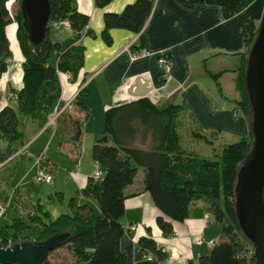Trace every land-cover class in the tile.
I'll return each mask as SVG.
<instances>
[{
  "label": "trees",
  "instance_id": "16d2710c",
  "mask_svg": "<svg viewBox=\"0 0 264 264\" xmlns=\"http://www.w3.org/2000/svg\"><path fill=\"white\" fill-rule=\"evenodd\" d=\"M12 1L0 0V76L7 71L12 58L6 27L14 21L17 26L16 39L23 56L22 87L15 94L16 107L7 104L0 109V146L4 145L0 149V163L23 143L17 112L29 116L40 127L44 126L49 115L59 107L61 86L57 71L69 73L74 80L84 59V50L79 45L61 52L58 43L49 37V24L45 41L35 50L22 28L19 8L13 16L9 11ZM110 1L93 0L97 7H104ZM177 1L184 6L216 5L221 8L223 17L229 18L253 0ZM49 3V23L67 20L78 37L87 26L89 17L77 10L76 0H49ZM153 3L154 0H135L125 5L119 13H104L105 40L109 41L108 30L112 28L140 33L151 14ZM255 34V26L247 22L244 28L246 51L242 54L234 79L240 99L237 105L249 123L245 65ZM139 41L140 45L132 48L139 50L143 46L141 34ZM53 59H56V63ZM80 95H84L83 90ZM77 105L86 117L87 105L83 101L77 102ZM186 111L185 106L172 102L158 106L147 97L107 108L104 113V134L96 140L91 150L92 159L97 163L101 176L92 175L86 185L69 198V213L46 221L48 212L36 204L33 212L1 226V246L46 240L66 232L68 237L49 255L64 247L71 251L74 264H125V256L119 248L123 234L120 220L125 213L124 201L127 197L125 189L132 184L141 168L144 173L143 189L151 195L161 213L156 217V224L164 236L171 235L173 222L187 219L192 214V204L200 201L202 207L195 214L211 215L221 228L220 234L226 237V241L220 242L231 243L237 253H241L240 264H253L254 257L246 256L244 249L247 248L240 240L243 235L238 227L234 205L237 171L248 156L252 135L249 133L247 137L224 145L218 156H198L181 145L178 127ZM83 119L63 111L57 118L58 127L63 134L71 135L70 140L78 143ZM209 135L216 136L214 132L206 136L193 132L194 137L207 144L211 143ZM58 199L61 201L62 197ZM33 225L39 226V230L31 237L28 232ZM137 243L141 251L154 254L159 261L167 256L150 235L141 236ZM47 257L40 264H48ZM199 264H209L208 255L200 257Z\"/></svg>",
  "mask_w": 264,
  "mask_h": 264
},
{
  "label": "crops",
  "instance_id": "0c3cea01",
  "mask_svg": "<svg viewBox=\"0 0 264 264\" xmlns=\"http://www.w3.org/2000/svg\"><path fill=\"white\" fill-rule=\"evenodd\" d=\"M14 1L16 0L12 3ZM134 1L111 0L104 7H97L93 0H76L77 10L89 17L87 26L78 37L72 28L63 25L51 27L54 34L51 37L50 33L49 37L58 43L61 52L75 45L84 50L83 64L76 79L73 80L69 73L57 71L61 86L59 107L62 108L69 102L64 112L84 118L81 137L75 143L70 140L71 135L63 134L58 126L50 128L45 124L40 127L38 122L28 116L25 120L29 122L31 134L24 141V132L19 129L22 123L20 121L18 129L23 133V143L15 147L13 154L0 163V170L7 169L4 176L0 175L1 197L8 207H12L10 214L6 209L0 217V227L16 217H25L27 213L23 210L24 207L33 212V207L40 204L43 209L40 197L33 201L28 191L18 186L10 187V176L20 155L25 153V157L31 159L44 153L41 165L53 174L57 161L49 152L57 136L53 149L65 153L75 168L66 169L71 180L67 192L74 196L97 169L92 156L83 158L82 153L89 148L92 150L96 140L104 134L105 110L140 98L135 94L145 92L141 97L149 98L158 106L169 102L176 104L183 100L187 111L181 121L184 118L187 120L186 131L190 141L192 139L193 142L207 144L194 137L193 132L205 136L214 132L217 138L223 131L240 136L239 138L249 135L250 123L237 105L238 93L234 79L242 54L246 51L245 25L251 22L257 29L264 11V0H253L229 18H224L221 8L216 5L184 6L177 0H154L151 14L140 33L112 28L108 30L109 41L105 40L104 13H119L125 5ZM140 34L144 40L141 48L148 51L149 55L132 61L126 48L136 51L137 48L132 46L140 45ZM9 44L12 58L7 71L0 76V109L7 104L16 107L15 94L22 87L23 56L18 42L19 56L15 54L10 42ZM160 55H164L171 63L170 72L165 77L161 76L158 63ZM53 60L56 63V59ZM81 90L84 91V100H77L82 96ZM79 101H83L88 107L86 117L77 105ZM240 112L244 115L241 118L238 117ZM230 122L233 124L232 130L225 129L223 124H228L230 128ZM183 126L181 122L178 132ZM50 130L52 136L48 138ZM207 130L211 132H205ZM207 145L211 147V144ZM186 150L201 157L213 156L211 150L207 149L200 153ZM32 169H37L35 162L27 171L32 172ZM143 176V170L139 168L132 184L125 189V213L120 220L123 234L119 241L125 264H199L200 257L207 256L212 249L209 242L216 243L217 238H221L219 225L215 224L208 213L200 216L195 214L202 207V203L197 201L192 204V214L183 221L173 222V233L164 236L156 224V217L161 213L154 205L151 195L143 189ZM52 181L43 184L48 186L49 196L52 190L59 189L55 194L58 198L61 196L62 201V194L65 192L63 186ZM132 225H136V230H130ZM149 235L166 252L164 260L159 261L154 254L140 250L138 239ZM198 238L202 240L201 244L197 243ZM48 264H74L71 251L64 247L55 250L48 256Z\"/></svg>",
  "mask_w": 264,
  "mask_h": 264
},
{
  "label": "water",
  "instance_id": "95a60500",
  "mask_svg": "<svg viewBox=\"0 0 264 264\" xmlns=\"http://www.w3.org/2000/svg\"><path fill=\"white\" fill-rule=\"evenodd\" d=\"M19 11L22 28L37 50L47 36L49 0H20ZM245 87L252 142L247 158L237 171L235 216L243 237L252 246L253 264H264V11L247 52ZM144 95L145 92L134 96ZM68 235L64 232L46 240L23 241L6 247L0 244V264H40ZM208 259L209 264H240L238 253L229 242L215 243Z\"/></svg>",
  "mask_w": 264,
  "mask_h": 264
},
{
  "label": "rangeland",
  "instance_id": "374dc122",
  "mask_svg": "<svg viewBox=\"0 0 264 264\" xmlns=\"http://www.w3.org/2000/svg\"><path fill=\"white\" fill-rule=\"evenodd\" d=\"M19 2H20V0H16V1H14L12 3V5L9 6V11H10L12 16L18 10ZM6 33L8 35L9 40H10L9 42L11 43V46H12L13 50L15 51V54L17 56H19L20 51H19V49L17 47V41H16V38H15L16 23L14 21L11 22L6 27ZM50 33H51L50 36L52 37L54 32L51 30ZM80 97L81 98H78L77 100H84L83 95L80 96ZM239 100H240L239 97H237L236 102L238 103ZM176 104H180V105L184 106L183 100L177 101ZM17 115H18L19 120L22 121V123L20 124L19 129L24 132V138H25L24 141H26L29 138L30 134H31V132L28 129L29 122L25 120V118L28 117V116L23 115V114H21L19 112H17ZM242 116H244V115H243L242 112H240V115L238 117L241 118ZM186 121L187 120L185 118L181 121L182 124L184 125L181 128V131L179 132L180 133V139H181V145L183 146V148L191 150V151H193L195 153H200V151H202L203 149H207V150H211L213 156L215 157V156H218V154L220 153V151H221V149H222V147L224 145H226L228 143L236 142L239 139H241V138H239L240 136H235L232 133H229L227 131H223L219 135L218 138L216 136H210L209 135L210 139H211V143H210L211 147L208 146L207 144L203 143V142L196 143V141L193 142L192 139L190 141L189 134L186 131V129H188V128H186V127H188V123ZM223 125H224L225 129L232 130V126L231 125H233V124L231 122H230V128L228 127V124H226V123H224ZM46 126H47V123H46ZM54 126L55 127L58 126L57 119L55 121V125H50V126H47V127L54 128ZM246 127L248 128V125H246ZM236 129H238L237 125H236ZM205 132H211V131L207 130ZM47 134H48V138H50L52 136L51 135L52 134V130H50V133H47ZM247 134H248V131L246 130V134L245 135H247ZM56 141H57V136H55V139L53 140V142L51 144V150L49 152V155L52 156L57 161V166H56V169L54 170V173H53L54 174L53 175V177H54L53 181H55L60 187L63 186V189H64L63 191H65V192H63V194H62V196L64 197L62 201H59L58 197L55 194V192L59 191V189L52 190L51 195L49 196L50 192H49V190L47 188L48 186L43 184V183H41V184L40 183H36L34 181L35 169L34 170L32 169V172H28L27 171V170H30L31 166L34 164V162L36 160V157H37L36 155H35L36 157L33 156L31 159H29L28 157H25L26 156L25 153L20 155L18 157V159H16V162H15V165H14V171H13L12 175L10 176V178H11L10 179V187L18 186L20 189L28 191V194L31 195L33 201H36V199L38 197H40V200H41L40 203L43 205V210L48 212V217H45L46 221H49L51 219H55L60 214L69 213L68 202H69V198L73 195V194H70L69 192H67L69 190V188H70V184H71L70 181L71 180L69 178L70 176L67 175V170L66 169L74 170L75 168L73 167L72 161L71 162L68 161L67 156H66L65 153H63L62 151H57V150L53 149L54 145L56 144ZM85 154H86V156H85ZM89 156H91L90 148L87 150V152L84 151L82 153V157L83 158H89ZM66 167H69V168H66ZM4 171H7V169L0 170V175L4 176ZM0 199L2 200L1 193H0ZM2 202H3V200H2ZM6 209H7V212H9V214L12 212V207L11 206L10 207L7 206ZM23 210L26 213H29L31 211L30 209H28L29 210L28 211L27 208H25V207L23 208ZM38 227L39 226H37V225H33L31 227V230L28 232V235L31 236V237H34L38 233V230H39ZM218 229H219V233H220V230H221L220 226L218 227ZM219 240L221 242L222 241H226L225 235H221L220 239L218 237L217 238V242H219ZM240 240H241L242 245L244 244L245 248H247V250L252 249L251 244L244 237L240 236Z\"/></svg>",
  "mask_w": 264,
  "mask_h": 264
},
{
  "label": "built area",
  "instance_id": "2783aa9c",
  "mask_svg": "<svg viewBox=\"0 0 264 264\" xmlns=\"http://www.w3.org/2000/svg\"><path fill=\"white\" fill-rule=\"evenodd\" d=\"M49 25L51 27H55L57 25H63L66 28H70L71 27L69 21H67V20L55 21V22L49 23ZM126 50H127L128 54H129V58L132 61L149 55V52L146 51L145 49H142V48H140L139 50L135 51V50H130L127 47ZM158 63H159V66L161 68V76L162 77L167 76L168 73L170 72V69H171V63L166 59V57L164 55H160V57L158 58ZM69 104L70 103L68 102L62 108L56 107L54 109L53 113H51L49 115V117H48L47 126L55 125V121L58 118L59 114H61L65 110V108L67 106H69ZM54 128H55V126H54ZM43 155H44V153L39 154L36 157V160H35V165H37V169H36V171L34 173V181L36 183H49L53 179V174L51 173V171L48 170L45 167H42V165H41V162L43 160ZM93 176L94 177H100L101 176V171L96 169L95 172L93 173ZM6 207H7V205L4 204L2 202V200L0 199V216H2L5 213ZM130 230H136V225L130 226ZM197 243L201 244L202 240L200 238H198ZM214 244H215V242H213V241L209 242V245L211 247H213ZM244 252H245L247 257L253 256V249H249V250L244 249ZM238 256L240 258L239 254H238Z\"/></svg>",
  "mask_w": 264,
  "mask_h": 264
}]
</instances>
